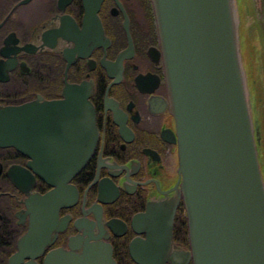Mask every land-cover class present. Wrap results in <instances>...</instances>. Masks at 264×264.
Listing matches in <instances>:
<instances>
[{"label":"water","instance_id":"95a60500","mask_svg":"<svg viewBox=\"0 0 264 264\" xmlns=\"http://www.w3.org/2000/svg\"><path fill=\"white\" fill-rule=\"evenodd\" d=\"M88 2L85 33L98 29L97 3ZM150 4L164 105L175 129L168 140L176 150L177 180L162 192L163 200L134 217L133 225L147 239L132 244L131 257L137 264L180 259L181 264H264V0ZM61 93L59 101L0 109L1 135L7 127L23 132L27 116V141L18 137L12 146L31 156L35 174L53 188L30 197L34 209L39 205L50 211L77 200L69 181L85 167L97 143L89 83H65ZM180 201L189 249L171 253ZM38 224L34 216L14 261L37 256L28 251H38ZM85 238H73L68 250L50 253L45 264H114L109 246H87Z\"/></svg>","mask_w":264,"mask_h":264},{"label":"flooded vegetation","instance_id":"af4514ba","mask_svg":"<svg viewBox=\"0 0 264 264\" xmlns=\"http://www.w3.org/2000/svg\"><path fill=\"white\" fill-rule=\"evenodd\" d=\"M94 1L98 29L85 33L88 0H0V109L59 101L65 83L85 82L97 130L89 161L69 181L77 200L50 211L28 202L53 188L35 174L31 156L12 146L18 137L27 141V116L23 132L7 127L0 134V264H45L50 253L68 250L82 234L87 246H109L114 264H137L130 248L147 235L133 225L134 217L163 200L162 192L177 180L176 150L168 140L175 129L164 105L150 0ZM34 216L38 251L28 255L37 256L14 261ZM188 249L180 201L170 252Z\"/></svg>","mask_w":264,"mask_h":264},{"label":"bare ground","instance_id":"6f19581e","mask_svg":"<svg viewBox=\"0 0 264 264\" xmlns=\"http://www.w3.org/2000/svg\"><path fill=\"white\" fill-rule=\"evenodd\" d=\"M180 261H182V260L180 259Z\"/></svg>","mask_w":264,"mask_h":264}]
</instances>
